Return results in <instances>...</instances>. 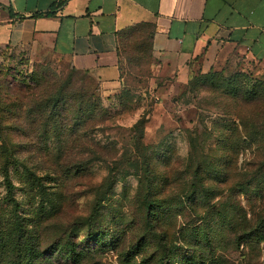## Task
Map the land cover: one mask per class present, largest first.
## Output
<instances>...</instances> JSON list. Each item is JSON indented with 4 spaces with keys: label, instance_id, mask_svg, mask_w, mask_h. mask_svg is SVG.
<instances>
[{
    "label": "rangeland",
    "instance_id": "rangeland-1",
    "mask_svg": "<svg viewBox=\"0 0 264 264\" xmlns=\"http://www.w3.org/2000/svg\"><path fill=\"white\" fill-rule=\"evenodd\" d=\"M119 46L115 89L54 52L0 47L17 212L55 207L41 241L72 228L73 264H264V72L231 50L169 67Z\"/></svg>",
    "mask_w": 264,
    "mask_h": 264
},
{
    "label": "crops",
    "instance_id": "crops-1",
    "mask_svg": "<svg viewBox=\"0 0 264 264\" xmlns=\"http://www.w3.org/2000/svg\"><path fill=\"white\" fill-rule=\"evenodd\" d=\"M127 30L169 67L231 50L264 72V0H0V47L54 52L101 89L118 86Z\"/></svg>",
    "mask_w": 264,
    "mask_h": 264
},
{
    "label": "trees",
    "instance_id": "trees-1",
    "mask_svg": "<svg viewBox=\"0 0 264 264\" xmlns=\"http://www.w3.org/2000/svg\"><path fill=\"white\" fill-rule=\"evenodd\" d=\"M121 39L127 41L131 47L141 45L148 47L145 39H137L128 30L119 36V41ZM97 85L99 87V83ZM7 165L5 162L0 164L5 187V193L0 200V264H73L75 243L72 228L62 230L50 241L42 242L40 231L42 217L50 216L52 208L55 207L44 211L41 217H39L41 211H36V218L33 215L31 217L19 214L16 210L18 202L11 194L13 185L8 179Z\"/></svg>",
    "mask_w": 264,
    "mask_h": 264
}]
</instances>
